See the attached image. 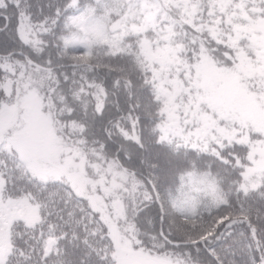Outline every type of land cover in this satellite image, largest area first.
Masks as SVG:
<instances>
[{"label":"snow or ice","instance_id":"obj_1","mask_svg":"<svg viewBox=\"0 0 264 264\" xmlns=\"http://www.w3.org/2000/svg\"><path fill=\"white\" fill-rule=\"evenodd\" d=\"M0 264H264V0H0Z\"/></svg>","mask_w":264,"mask_h":264}]
</instances>
